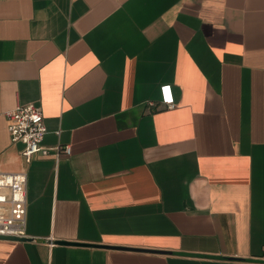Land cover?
Instances as JSON below:
<instances>
[{"label":"crops","instance_id":"obj_1","mask_svg":"<svg viewBox=\"0 0 264 264\" xmlns=\"http://www.w3.org/2000/svg\"><path fill=\"white\" fill-rule=\"evenodd\" d=\"M26 103L49 149L29 163L4 115ZM19 170L0 264H264V0H0Z\"/></svg>","mask_w":264,"mask_h":264},{"label":"built area","instance_id":"obj_2","mask_svg":"<svg viewBox=\"0 0 264 264\" xmlns=\"http://www.w3.org/2000/svg\"><path fill=\"white\" fill-rule=\"evenodd\" d=\"M161 101L173 107V97L168 84L161 86ZM153 104V103H150ZM11 142H20L21 157L29 163L33 155H48L49 149L42 145L46 133L42 110L34 103L17 104L4 111ZM58 151L70 152L69 145L57 147ZM26 182L25 170L0 171V238L24 237L26 226Z\"/></svg>","mask_w":264,"mask_h":264},{"label":"water","instance_id":"obj_3","mask_svg":"<svg viewBox=\"0 0 264 264\" xmlns=\"http://www.w3.org/2000/svg\"><path fill=\"white\" fill-rule=\"evenodd\" d=\"M22 238H24V237H19V238H16V239H22Z\"/></svg>","mask_w":264,"mask_h":264}]
</instances>
